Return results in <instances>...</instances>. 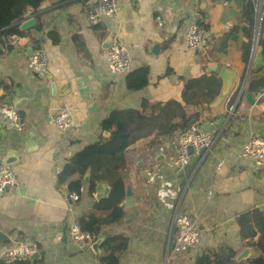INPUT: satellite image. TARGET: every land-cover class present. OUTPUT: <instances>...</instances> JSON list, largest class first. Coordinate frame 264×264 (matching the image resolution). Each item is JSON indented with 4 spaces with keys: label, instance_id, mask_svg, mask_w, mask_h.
<instances>
[{
    "label": "crops",
    "instance_id": "obj_1",
    "mask_svg": "<svg viewBox=\"0 0 264 264\" xmlns=\"http://www.w3.org/2000/svg\"><path fill=\"white\" fill-rule=\"evenodd\" d=\"M45 1L50 4L42 10L40 5L33 14L35 23L41 24L40 31L31 25L24 29L27 34L8 37L10 50L0 45V105L19 104L16 109L23 125L16 130L0 115V160L10 149L18 153V160L10 164L16 184L0 193V253L13 244L34 241L43 264H100L104 254L101 241L123 235L128 244L119 254L118 264H194L201 253L223 246L237 253L253 241H264V233L259 231L242 239L236 222L240 213L264 211V168H255L253 159L240 155L251 134L264 137V85L249 88L251 82L264 81V29L258 42L263 64L256 67L254 59L249 62L252 28L242 21L241 6L233 0L227 7L220 0H118V12L102 17L97 28L85 20L96 0ZM32 13L29 7L24 16ZM191 20L212 30L201 49L185 48V27ZM49 31L58 34L57 43L51 42ZM109 33L129 49L132 69L148 68L143 88L128 90L125 74L107 70L102 44ZM38 35L44 37L43 42ZM29 48L45 52V72L27 68ZM222 66L235 76L219 105L182 102L181 90L189 78L215 75L222 85L216 72ZM243 82L244 90L237 98ZM244 92L252 93L253 104L246 101ZM142 99L150 103L179 101L187 114L198 113L193 129H202L204 122L216 124L221 114L222 127L209 131L215 137L209 149L200 153L189 150L182 171L174 167L173 159L177 138L184 131L152 132L133 140L124 152L121 176L124 191L130 190L134 202L121 206L122 219L103 224L91 246L80 250L68 239L67 231L71 220L97 200L95 188L89 195L83 178L80 196L74 200L64 186L56 184V175L68 158L99 138V123L109 111L139 108ZM60 104L71 107L75 122L65 132L57 131L50 121L51 112ZM103 184L108 185L99 181L95 187ZM125 197L124 193L123 200ZM177 208L200 228L199 243L178 252L170 246L174 244ZM258 253L256 250L255 255Z\"/></svg>",
    "mask_w": 264,
    "mask_h": 264
},
{
    "label": "trees",
    "instance_id": "obj_2",
    "mask_svg": "<svg viewBox=\"0 0 264 264\" xmlns=\"http://www.w3.org/2000/svg\"><path fill=\"white\" fill-rule=\"evenodd\" d=\"M45 0H0V45L6 50L11 49L8 37L11 35L22 36L27 34L19 29V22L24 18L27 8L36 9ZM72 2L75 0H64ZM85 1V0H80ZM242 21L252 28L254 21L253 0H243L240 7ZM38 19V17H37ZM201 25L200 23H198ZM97 28V24L95 25ZM203 26V25H201ZM36 31L41 30L39 21L34 23ZM51 42L59 41L58 34L54 31L47 32ZM260 39L258 42H260ZM38 38L33 42L38 43ZM73 41L79 45L78 38L73 36ZM79 48L81 45H79ZM249 45L243 55V60L248 61ZM125 86L128 90H138L147 85L148 68L141 66L125 74ZM221 81L215 75H201L189 78L181 90V100L187 105H207L214 100L220 89ZM264 85L262 79L256 83L251 82L250 89H259ZM198 113L187 114L183 105L176 100L150 103L142 99L139 108L112 109L99 123V138L75 152L64 163L56 175V184L64 186L69 193L80 196L84 183L83 175L88 170L87 192L91 195L95 185L104 181L109 185L106 196L92 202L88 211L81 214L77 221L80 228L96 237L103 224L120 221L123 217L121 202L124 198V182L121 169L124 166V152L127 146L135 139L145 137L152 132L156 135H168L176 129L186 131L195 128ZM177 121H172L174 118ZM106 131L107 136L102 133ZM239 226V235L242 239L252 238L256 231L264 233V211L252 209L240 213L236 217ZM128 239L123 235L105 237L100 247L104 254L99 257L100 264H118L119 254L127 248ZM259 253L246 261L236 262L233 258L235 251L223 246L216 250L201 253L196 256L194 264H264V241L258 239L251 242ZM0 264H43L40 253L34 258L23 261L6 262L0 259Z\"/></svg>",
    "mask_w": 264,
    "mask_h": 264
},
{
    "label": "built area",
    "instance_id": "obj_3",
    "mask_svg": "<svg viewBox=\"0 0 264 264\" xmlns=\"http://www.w3.org/2000/svg\"><path fill=\"white\" fill-rule=\"evenodd\" d=\"M223 7H227L232 0H220ZM119 10L118 0H96L93 11L86 13L85 20L94 26L99 23L102 17L112 16ZM254 21L251 35L250 53H255L258 40L264 29V0H253ZM229 26V23H227ZM212 37V30L199 25L191 20L185 27V48L189 50L201 49ZM105 61L107 70L112 74L124 75L132 70L129 49L117 41L111 39L105 50ZM47 56L41 48H35L27 63V68L36 73H43L47 68ZM0 115L16 130H22L23 125L17 109L8 102L0 105ZM52 125L59 132H65L74 126L72 109L67 104H60L50 114ZM215 137L209 131L202 129H190L179 134L177 138L178 149L173 159L174 167L178 171L184 169L189 156V150L200 153L209 149ZM240 155L253 159L255 168H264V137L251 134L243 143ZM16 184L15 172L10 164L0 162V193L11 189ZM71 199H77L75 193H69ZM176 227L173 251H185L195 247L200 241V228L197 222L185 211L177 208L173 216ZM68 239L80 250L89 248L95 236L84 231L76 218H73L67 231ZM38 252V245L34 241H22L13 244L0 253V259L6 262L23 261L29 259Z\"/></svg>",
    "mask_w": 264,
    "mask_h": 264
},
{
    "label": "water",
    "instance_id": "obj_4",
    "mask_svg": "<svg viewBox=\"0 0 264 264\" xmlns=\"http://www.w3.org/2000/svg\"><path fill=\"white\" fill-rule=\"evenodd\" d=\"M58 1H62V0H58ZM242 1L243 0H233V3L237 6V7H240L241 4H242ZM50 4L49 1H44L42 2L41 6L39 7V10H42L44 8H46L48 5ZM38 12V11H36ZM33 14H30V15H27V16H24V18L19 21V22H16V23H13V25H19L20 29H25L31 25H34L35 21L33 19ZM38 38L40 39L41 42L44 41V37H42L41 35H38ZM111 39H112V33H109L107 35V37L105 38L103 44H102V47H104L105 49L109 46L110 42H111ZM33 51L32 48H29L28 49V53L31 54ZM2 53V49L0 48V54ZM254 55V56H253ZM254 59V63L256 65V67H260L262 64H263V49L260 45H257L256 47V51L255 53H250V61ZM216 72L218 73L219 77L221 78L222 80V85L220 87V90L217 94V96L215 97V99L209 104L210 106H217L219 105L224 99L225 97L229 94L230 92V89H231V82H232V79L234 78L235 76V73L233 71H230L228 70L226 67H219ZM244 90V82L241 84L240 86V89H239V93H238V97L239 98L242 94ZM246 101L249 103V104H253L254 102V97L252 95L251 92H244L243 93ZM15 108H18L19 107V104H14L13 105ZM218 118V122L212 126H207V123L204 122L202 124V130L203 131H210L213 127H216L217 129H221L222 127V118H223V115L219 114L217 116ZM107 132L104 131L103 132V136H107ZM34 149V148H33ZM24 151H29L28 148H25ZM18 160V153L16 150H13V149H10L6 152V154L1 158L0 162L1 163H4V164H12L14 162H16ZM84 180H88L89 179V171L87 170L83 176ZM109 191V186L108 185H98L95 187V199H100L104 196L107 195ZM125 199L123 200V202L121 203V206L122 207H126L130 204H132L134 202V199L132 198V195H131V192L129 189H126L125 191ZM0 236H2V233L0 232ZM97 244V242L95 243V245ZM171 247H173V242L171 243L170 245ZM189 250V248L187 249ZM256 250L257 248L255 247H252V246H245L243 247L239 252H237L234 256V260L236 262H240V261H246L247 259L253 257L256 253ZM38 255V253H34L30 258H34Z\"/></svg>",
    "mask_w": 264,
    "mask_h": 264
},
{
    "label": "rangeland",
    "instance_id": "obj_5",
    "mask_svg": "<svg viewBox=\"0 0 264 264\" xmlns=\"http://www.w3.org/2000/svg\"><path fill=\"white\" fill-rule=\"evenodd\" d=\"M263 240H264V238H263Z\"/></svg>",
    "mask_w": 264,
    "mask_h": 264
}]
</instances>
